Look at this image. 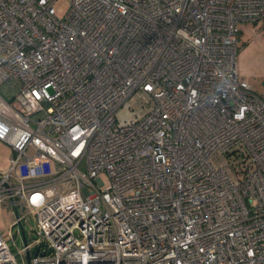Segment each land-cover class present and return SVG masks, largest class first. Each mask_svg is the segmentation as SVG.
<instances>
[{"label":"built area","instance_id":"built-area-1","mask_svg":"<svg viewBox=\"0 0 264 264\" xmlns=\"http://www.w3.org/2000/svg\"><path fill=\"white\" fill-rule=\"evenodd\" d=\"M259 20L264 0H0L23 243L0 234V264H264V98L235 58Z\"/></svg>","mask_w":264,"mask_h":264},{"label":"rangeland","instance_id":"rangeland-1","mask_svg":"<svg viewBox=\"0 0 264 264\" xmlns=\"http://www.w3.org/2000/svg\"><path fill=\"white\" fill-rule=\"evenodd\" d=\"M57 13L62 16L67 9L66 2L59 1L55 5ZM236 70L238 78L249 84L255 94L264 98V20L255 23H244L240 26ZM136 107V106H134ZM11 148L7 144L0 143V171L6 170L9 165ZM101 179L106 181V176L101 175ZM12 221L11 210L0 206V234L14 254L23 247L19 236L15 230L11 231L9 226ZM33 225L32 217L27 218L26 229ZM14 234L13 244L11 233Z\"/></svg>","mask_w":264,"mask_h":264},{"label":"crops","instance_id":"crops-1","mask_svg":"<svg viewBox=\"0 0 264 264\" xmlns=\"http://www.w3.org/2000/svg\"><path fill=\"white\" fill-rule=\"evenodd\" d=\"M240 36H241V34H240ZM1 144H6V143H3V142H0ZM9 146V145H8ZM10 147V146H9ZM11 148V147H10ZM12 149H11V155H10V158L12 157ZM10 158H9V160H10ZM9 160H8V162H9ZM9 166V165H8ZM8 168V167H7Z\"/></svg>","mask_w":264,"mask_h":264}]
</instances>
